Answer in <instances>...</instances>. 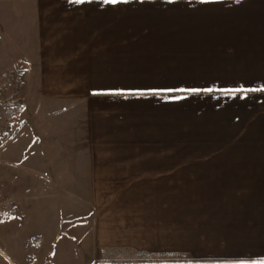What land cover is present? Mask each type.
Masks as SVG:
<instances>
[{"label": "crops", "instance_id": "1", "mask_svg": "<svg viewBox=\"0 0 264 264\" xmlns=\"http://www.w3.org/2000/svg\"><path fill=\"white\" fill-rule=\"evenodd\" d=\"M10 71L21 210L89 228L103 264L264 261V0H0Z\"/></svg>", "mask_w": 264, "mask_h": 264}, {"label": "rangeland", "instance_id": "2", "mask_svg": "<svg viewBox=\"0 0 264 264\" xmlns=\"http://www.w3.org/2000/svg\"><path fill=\"white\" fill-rule=\"evenodd\" d=\"M16 76L20 79L18 71ZM2 78L0 100L10 98L15 88V81L3 86L6 79ZM2 116L1 112L0 128L5 132L8 127L3 126ZM23 200L24 211L12 197V184L0 183V264H46L47 258L49 264H103L96 259L89 228L65 224L61 230L55 216L43 213V208L42 215H38V209L31 211L27 200ZM8 213L13 214L11 218H6ZM24 213L29 217L25 222ZM36 236L43 239L39 246L31 241Z\"/></svg>", "mask_w": 264, "mask_h": 264}, {"label": "trees", "instance_id": "3", "mask_svg": "<svg viewBox=\"0 0 264 264\" xmlns=\"http://www.w3.org/2000/svg\"><path fill=\"white\" fill-rule=\"evenodd\" d=\"M4 77L6 81L2 83L3 86L8 85L10 82L15 81V88L12 91L11 97L0 100V113L2 112V122L3 126L7 125V130L4 132L0 128V139L3 140L9 136L12 132L13 127L20 122L21 114L25 109V103L19 98V94L22 90L23 84L19 79H16L15 73L13 71L1 74L0 78ZM3 79V78H2ZM5 183V182H0ZM13 204V203H12ZM15 205V204H14ZM13 214L8 213L6 218H11ZM42 238L39 236L34 237L31 241H34L39 245L42 243ZM30 241V242H31ZM28 243V245L30 244ZM138 262H174V261H184L183 259H141ZM50 260L47 258L46 264H49Z\"/></svg>", "mask_w": 264, "mask_h": 264}, {"label": "snow or ice", "instance_id": "4", "mask_svg": "<svg viewBox=\"0 0 264 264\" xmlns=\"http://www.w3.org/2000/svg\"><path fill=\"white\" fill-rule=\"evenodd\" d=\"M106 2L115 3V2H116V0H106ZM253 264H264V261H260V262H253Z\"/></svg>", "mask_w": 264, "mask_h": 264}]
</instances>
